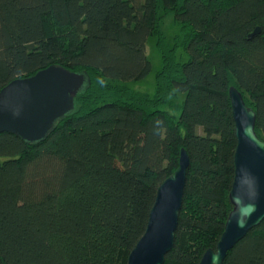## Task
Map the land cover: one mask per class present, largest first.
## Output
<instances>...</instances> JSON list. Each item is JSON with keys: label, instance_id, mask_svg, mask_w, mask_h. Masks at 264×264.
<instances>
[{"label": "trees", "instance_id": "trees-1", "mask_svg": "<svg viewBox=\"0 0 264 264\" xmlns=\"http://www.w3.org/2000/svg\"><path fill=\"white\" fill-rule=\"evenodd\" d=\"M151 36L152 95L126 84L150 73ZM51 65L90 85L44 140L0 134V264H127L181 149L190 166L164 264H198L232 210L231 87L264 142V0H0V90ZM223 264H264V220Z\"/></svg>", "mask_w": 264, "mask_h": 264}, {"label": "water", "instance_id": "water-1", "mask_svg": "<svg viewBox=\"0 0 264 264\" xmlns=\"http://www.w3.org/2000/svg\"><path fill=\"white\" fill-rule=\"evenodd\" d=\"M260 33L257 28L250 36ZM90 85L85 72L51 65L34 75L15 79L0 90V134L27 143L44 140L60 118L74 110L78 94ZM236 148L229 192L232 205L215 250L208 249L198 264H223L227 253L264 220V142L255 133V113L241 94L229 89ZM190 160L181 149L176 171L159 186L143 236L127 264H164L174 245Z\"/></svg>", "mask_w": 264, "mask_h": 264}, {"label": "rangeland", "instance_id": "rangeland-1", "mask_svg": "<svg viewBox=\"0 0 264 264\" xmlns=\"http://www.w3.org/2000/svg\"><path fill=\"white\" fill-rule=\"evenodd\" d=\"M162 30L170 40L172 39L174 34H176V26L173 23V17L171 15L165 17L162 23ZM146 55L152 66L150 73L141 81H130L126 84L135 90L152 95L154 93L155 76L156 73L161 69L162 63L161 54L157 49L156 38L154 36H151L147 39ZM198 131L200 132V129Z\"/></svg>", "mask_w": 264, "mask_h": 264}]
</instances>
